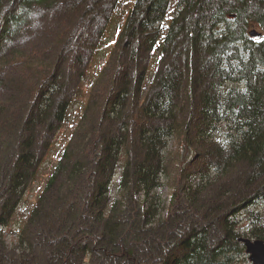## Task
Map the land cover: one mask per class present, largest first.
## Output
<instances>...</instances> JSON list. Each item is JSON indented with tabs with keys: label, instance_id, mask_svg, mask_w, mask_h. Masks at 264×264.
<instances>
[{
	"label": "trees",
	"instance_id": "trees-1",
	"mask_svg": "<svg viewBox=\"0 0 264 264\" xmlns=\"http://www.w3.org/2000/svg\"><path fill=\"white\" fill-rule=\"evenodd\" d=\"M103 1L0 0V264L39 243L46 264H140L142 245L143 264H238L264 241V0H177L164 40L171 0Z\"/></svg>",
	"mask_w": 264,
	"mask_h": 264
},
{
	"label": "rangeland",
	"instance_id": "rangeland-1",
	"mask_svg": "<svg viewBox=\"0 0 264 264\" xmlns=\"http://www.w3.org/2000/svg\"><path fill=\"white\" fill-rule=\"evenodd\" d=\"M136 2V0H129V4H131V3H135ZM109 3V0H106V2L105 1H103V3L101 4V5H98L97 6V4H96V7H100V6H104L105 4H108ZM176 6H177V0H171V4H170V7H169V10H168V13H167V16H166V18H165V20H164V27H165V31L162 33V38L161 39H165L166 37H167V35H168V33H169V30H170V27H171V25H172V21H173V17H174V11H175V8H176ZM131 8H132V6H131ZM131 8H129V10L131 9ZM94 9H95V7H94ZM127 11L126 12H128V8L126 9ZM96 11V10H95ZM102 14V11H101V9L99 10V11H97L96 12V14H94L93 15V18H94V21H91L90 23H87V26L85 27V31H83L82 32V35H80L79 37V39H77L76 40V38H75V40L73 41V42H70V44H74V45H72V48L71 49H73V47H80V46H82L83 44L85 45L86 43H85V41H84V39L85 38H89V39H91L93 36H94V34H95V31L97 30V27H98V25L100 24V21H102L103 20V16H100ZM103 15V14H102ZM122 20V18H120V20L117 22V24H116V26L114 27V31H113V33H115L113 36H112V38H111V41L112 42H116L117 40H118V32H119V30H120V26H119V22ZM87 29V30H86ZM112 33V34H113ZM137 43V42H136ZM135 43V41H134V43H132V44H136ZM182 44H184L183 43V39L181 38V36H176L175 37V40H173V42H170L169 43V46H168V50H170L172 47H174V50H177L178 51V49L180 48V46L182 45ZM83 47V46H82ZM74 53H71V58H70V62H71V60L73 59V58H75V61H77V59H76V55L75 56H72ZM131 53L130 52H128L127 53V55H130ZM145 57V63L148 61V56L146 57V56H144ZM151 75V74H150ZM153 75V74H152ZM153 77V76H152ZM91 78H93V76L91 75V77H90V79ZM152 79V78H151ZM88 87H90V84H88ZM219 134H221L220 132H219ZM53 159L52 158H50L44 165H43V167L41 168L42 170H41V175L38 177L39 179H38V182H37V185H39V186H37L36 187V191H35V193H33V194H28L29 196H28V198H27V200H26V202L25 203H22L21 204V207H20V209L18 210V214L19 215H21V216H23L24 218H28V216L30 215V211L32 210V207H34L33 205L36 203V199H37V196L40 194V192L42 191V189H43V187L45 186V183H46V181H47V179H48V176H49V174H50V164L52 163V162H54V161H52ZM118 172H121V169H119L118 170ZM164 187L161 189V191H160V193H161V196H162V200H163V205L164 206H168V204H169V202H170V199H171V195H172V189L170 188V186H169V182H168V180L167 179H165L164 178ZM113 190V194L114 195H116V188H113L112 189ZM23 205V206H22ZM262 210H264V206L262 207ZM166 212H167V210H165L164 211V216L166 215ZM201 222L203 223V224H205L206 225V222L207 221H205L204 219L203 220H201ZM217 227L216 226H214L213 228H212V230L213 231H215V229H216ZM97 229V228H96ZM183 229V228H182ZM157 234L155 233L154 234V236H156ZM16 237H17V235H12V236H9L8 237V239H7V244H8V246H9V248L10 249H13L14 247H15V244H16V241H15V239H16ZM128 239L129 240H133V238H127V240H126V244H127V241H128ZM99 240V239H98ZM128 246H129V244H128ZM114 248H115V250H116V245H114ZM147 247H144L143 245L141 246V247H137V249H136V252H133V250H131L132 251V253H133V257L140 263V264H143V262L146 260V258H147V254L146 253H144V250L146 249ZM95 249V254L97 255L96 256V264H98V262H100V263H102V264H104V259H106V257L104 256L103 257V259H101L100 258V256L101 255H103V253L101 252L99 255L97 254V248H94ZM130 249H132V248H130ZM77 251L75 252V253H73L72 255V257H70V258H68L67 260L69 261V263L70 264H81V261H82V257H83V250L82 249H80V248H77L76 249ZM130 251V250H129ZM99 252V251H98ZM18 254V253H17ZM56 254H58L57 253V251H55V247L53 246H50V247H48V244H44V245H41L40 243L39 244H37V249H36V255H29V258L28 257H25L24 259L25 260H28V261H31V262H33L34 261V263L35 264H46V263H51L52 262V257H53V255H55L56 256ZM70 255V254H69ZM27 256V255H26ZM144 256H146V257H144ZM20 257V256H19ZM62 257H64L63 255H62ZM14 259L16 260V258H13V257H11V255H9V254H7L6 256H5V260H3V262H4V264H18L17 262L15 263V261H14ZM20 259V258H19ZM66 260V261H67ZM107 260V259H106ZM14 261V262H13ZM65 262V261H64ZM122 262V261H121ZM121 262H119V260L117 261V260H113L112 261V263H110V264H120ZM146 263V262H145ZM55 264H62V261L61 260H58V261H56L55 262ZM107 264V263H106ZM121 264H123V262L121 263ZM125 264H132L131 262H127V263H125ZM238 264H252L251 263V261L249 260V256L248 255H243V256H241L240 258H239V262H238Z\"/></svg>",
	"mask_w": 264,
	"mask_h": 264
},
{
	"label": "water",
	"instance_id": "water-1",
	"mask_svg": "<svg viewBox=\"0 0 264 264\" xmlns=\"http://www.w3.org/2000/svg\"><path fill=\"white\" fill-rule=\"evenodd\" d=\"M250 35L255 40L263 37L262 33L256 29H253ZM240 242L245 245L246 254L252 264H264V241L242 238Z\"/></svg>",
	"mask_w": 264,
	"mask_h": 264
}]
</instances>
